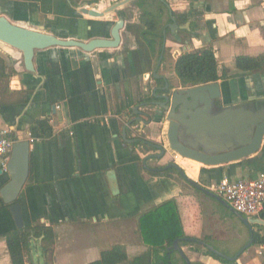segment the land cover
Wrapping results in <instances>:
<instances>
[{
  "label": "crops",
  "instance_id": "0c3cea01",
  "mask_svg": "<svg viewBox=\"0 0 264 264\" xmlns=\"http://www.w3.org/2000/svg\"><path fill=\"white\" fill-rule=\"evenodd\" d=\"M85 1L101 10L120 0H0V14L21 26L45 27L62 38L109 37L118 13L88 17L76 11ZM133 1L120 9L125 28L117 48L93 52L76 47L37 50L31 72L25 67L22 52L0 42L7 74L0 76V126L9 127L17 141H30V171L19 202L25 227L53 228L51 264H88L115 245H123L130 258L145 254L149 247L140 237V220L147 211L170 199L177 201L187 236L195 229L197 198L190 188L196 187L175 168H158L175 162L196 181L206 168L201 163L199 169L193 168L192 159L170 149L159 157L160 150L149 144L152 141L169 147L163 109L144 104L159 100L148 98L155 88L164 86L165 80L154 78L153 72L138 71L133 54L136 38L126 31V9ZM167 1L177 22H190V29L167 32L166 49L172 59L166 70L163 58L158 73L174 89L185 87L175 72L177 57L186 50L212 46L220 70L229 69L228 76L218 80L225 91L223 102L264 105V69L241 71L235 65L238 56H264V0ZM132 22H139V17ZM132 36L135 45L127 42ZM157 92L163 93L160 89ZM123 104L130 108H123ZM145 115L150 122L141 129L138 119L146 120ZM44 118L53 126V135L32 138L30 127ZM130 120L134 122L128 126ZM208 169L206 172L218 178L224 174L255 177L264 170V147L260 155ZM156 171L165 173L157 175ZM7 180L8 174L0 175V187ZM15 229L9 205L0 197V264H13L5 234ZM261 237L264 239V231ZM256 245L262 255L264 243ZM197 254L193 261L222 264L210 255ZM29 258L33 264H47L40 241H32ZM235 264L264 262L245 253Z\"/></svg>",
  "mask_w": 264,
  "mask_h": 264
},
{
  "label": "water",
  "instance_id": "95a60500",
  "mask_svg": "<svg viewBox=\"0 0 264 264\" xmlns=\"http://www.w3.org/2000/svg\"><path fill=\"white\" fill-rule=\"evenodd\" d=\"M133 0H120L104 10H97L93 4L84 2L81 8H76L80 14H88L95 18L104 17L116 12L119 19L110 30V36H99L90 39L62 38L53 32L46 31L45 27L33 29L13 23L5 14H0V42L7 44L23 54L24 64L28 71L34 72V57L37 50L51 47H76L85 52L98 49L117 48L122 40V30L125 28V15L121 7ZM172 23L168 27L172 33L178 29H190V22L180 25L172 15ZM165 41L160 58L153 70L156 79L165 80L162 87L155 88V98L159 100L147 101L148 106H158L164 111V122H168L167 139L169 147L163 144H153L160 150L159 157H163L172 150L180 156L197 161L205 166L219 167L238 161H243L253 155H260L264 147V105L254 103L230 105L223 102L218 108V100L224 101L225 91L220 82L173 88L168 80L158 73L166 49L167 27L164 29ZM163 91L157 94V90ZM138 112V108H135ZM141 129L150 121L139 118ZM150 120V118H149ZM134 120H130L128 126ZM126 136V132H125ZM139 140V139H137ZM135 140V141H137ZM175 168L190 184L210 197L215 198L233 213L249 228L248 242L233 256H228L209 243L186 238L197 242L218 256L236 262L241 254L254 243V224H263L260 219L244 216L232 208L229 203L213 190L188 177L184 169L175 162H170L158 170ZM30 171V141H16L13 145L8 163V180L0 187V197L9 205V210L15 220L17 228L25 227L22 205L19 196L27 181ZM4 174L0 170V175ZM181 239H176L167 247L170 255L178 251L187 264L192 261L180 247Z\"/></svg>",
  "mask_w": 264,
  "mask_h": 264
},
{
  "label": "trees",
  "instance_id": "16d2710c",
  "mask_svg": "<svg viewBox=\"0 0 264 264\" xmlns=\"http://www.w3.org/2000/svg\"><path fill=\"white\" fill-rule=\"evenodd\" d=\"M37 1L47 2V0ZM133 4L139 10V22L129 21L126 25V31L136 38L137 48L133 50L135 63L138 71L143 73L153 72L163 50L165 41L164 29L167 27L168 32L170 30L168 24L172 23L170 5L167 0H134ZM172 15L175 16L173 11ZM235 65L241 71L261 70L264 69V56H238ZM174 68L184 86L217 82L226 78L229 74V69L226 67L220 70L218 59L212 46L183 51L177 57ZM5 71L6 64L4 59L0 57L1 77L7 75ZM159 81H162V79H159ZM156 93L158 94V92ZM148 99H155V93L153 92ZM122 107L130 108V105L123 104ZM148 118L149 116L145 115V119L147 120ZM53 133V126L48 118L39 119L30 127V136L34 139L50 138ZM141 141L147 142L145 138H142ZM149 144L153 145L154 142L149 141ZM163 173L165 172H155L157 175H162ZM223 176L218 178L214 175V177H217L216 181ZM197 190L202 192L199 189ZM226 208L230 210L229 207ZM230 212L232 213V210ZM262 219H264V213L262 214ZM139 232L143 243L149 247L145 254L130 258L123 245H115L110 249L104 250L100 259L88 264H187L178 251H173L170 255L166 251L167 247L171 246L178 238L181 239L180 247L182 248L193 245L197 253L210 255L222 264H235V262L222 258L206 249L201 244L186 239L189 236L185 232L175 199L167 200L147 211L140 220ZM5 238L13 264H33L29 258L33 240L40 241V247L46 263L51 264L53 262L55 232L52 227L46 225L16 227L15 230L5 234ZM204 241L208 242L207 239ZM262 243H264V239L255 233L253 244ZM192 264L203 263L192 261Z\"/></svg>",
  "mask_w": 264,
  "mask_h": 264
},
{
  "label": "rangeland",
  "instance_id": "374dc122",
  "mask_svg": "<svg viewBox=\"0 0 264 264\" xmlns=\"http://www.w3.org/2000/svg\"><path fill=\"white\" fill-rule=\"evenodd\" d=\"M110 2L105 1V4H109ZM109 7V6H108ZM107 8V7H106ZM105 8L101 9L104 10ZM129 21H133L139 17V10L138 8L132 3H130L129 7L126 9ZM90 17L89 15H87ZM128 43L132 41L134 43V37H128ZM173 40L177 41L176 38ZM137 43V42H136ZM172 56L166 49L164 62L165 68L168 70L170 61ZM162 108H160V111ZM163 114L164 111L162 110ZM190 163L193 162L190 160ZM200 165V164H199ZM203 166V165H202ZM207 170L209 166H205ZM205 170V169H204ZM200 176L197 182L204 184L205 186L211 185L213 181L216 180L214 174L212 172H206ZM173 174L178 176V178L184 180V178L179 177L176 172L171 171ZM185 182V180H184ZM190 190L195 194L197 198V202L195 205L197 217L193 219V225L195 229L192 230L188 235V238L198 239V240H205L207 239L210 245L214 246L219 251L223 252L224 254L231 256L233 253H237L246 243L244 241L249 239V230L246 226L243 225L242 221L229 209L224 207L221 203L216 201L213 197L206 195L203 192H199L196 188H190ZM186 219V218H185ZM255 233L258 232L262 233L264 231L263 224H254ZM193 229V227H192ZM241 237V238H240ZM206 242V241H205ZM184 252L187 254L190 260L197 259V252L195 251L194 247L192 246H185L183 247ZM259 250L257 249V245L253 244L250 246L245 252H243L240 256L245 255L249 256H257L260 261L264 262V253L262 255L259 254ZM234 254V255H235Z\"/></svg>",
  "mask_w": 264,
  "mask_h": 264
},
{
  "label": "built area",
  "instance_id": "2783aa9c",
  "mask_svg": "<svg viewBox=\"0 0 264 264\" xmlns=\"http://www.w3.org/2000/svg\"><path fill=\"white\" fill-rule=\"evenodd\" d=\"M17 139L9 127L0 126V170L8 173L11 151ZM244 216L262 219L264 213V170L255 177L234 178L224 175L208 186Z\"/></svg>",
  "mask_w": 264,
  "mask_h": 264
},
{
  "label": "bare ground",
  "instance_id": "6f19581e",
  "mask_svg": "<svg viewBox=\"0 0 264 264\" xmlns=\"http://www.w3.org/2000/svg\"><path fill=\"white\" fill-rule=\"evenodd\" d=\"M192 162H193V164H192V166H193V168H196V169H199V167H200V163L199 162H197V161H194V160H191Z\"/></svg>",
  "mask_w": 264,
  "mask_h": 264
},
{
  "label": "flooded vegetation",
  "instance_id": "af4514ba",
  "mask_svg": "<svg viewBox=\"0 0 264 264\" xmlns=\"http://www.w3.org/2000/svg\"><path fill=\"white\" fill-rule=\"evenodd\" d=\"M218 108H220L221 106H223V101L222 100H218ZM258 235L261 236V233L258 232Z\"/></svg>",
  "mask_w": 264,
  "mask_h": 264
}]
</instances>
